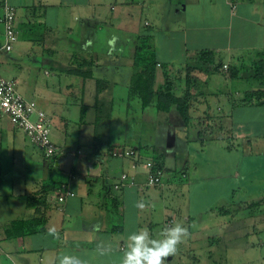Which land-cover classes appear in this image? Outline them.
Wrapping results in <instances>:
<instances>
[{
  "label": "crops",
  "instance_id": "crops-1",
  "mask_svg": "<svg viewBox=\"0 0 264 264\" xmlns=\"http://www.w3.org/2000/svg\"><path fill=\"white\" fill-rule=\"evenodd\" d=\"M149 1L154 3L152 16L151 18L146 16L144 22H148L152 33L161 40L160 49H157V59L165 64L162 70L158 69L161 71L157 72V76L159 73L165 76L168 74L163 73V70L170 68L176 70L174 75L170 74L162 83L172 81L170 84L174 96L179 95L177 93H181L185 87L188 96V121L183 122L180 114L173 118L169 116L173 104L168 111L157 110L155 106L148 105L144 107L143 113L146 109L147 113L159 122L154 125L163 124L162 132L169 130L165 126L176 120L180 121L177 124L185 136H182V142H186L187 148L198 154H204V149H223L227 150V153H232L238 150L237 147L243 148L242 151L255 149L264 151V105L239 102L246 90L259 87L258 81H251L249 77H245L246 75H243L242 79H234L224 69L213 71L208 67L205 71L189 69L187 74L188 71L184 67L189 60L187 51L192 53L200 49L213 50L221 64L229 65L233 57L250 58V51L264 50V0H143V6ZM9 2L15 6L18 39L11 50L1 48L3 24L0 21V63L16 65L18 58L26 54L29 64L19 72L15 69L11 72L2 71V76L13 79L17 90L25 97L35 100L37 105H40L38 107L49 116L52 126L54 125L51 136L61 146V153L54 158V165L58 167L65 196L60 202L55 204L46 202L37 209L27 205L31 196L39 198L42 194L41 187L47 172L45 166L50 159L45 158L40 149L38 150L31 142L41 158L23 142H16L18 134L13 129L12 159L17 169L16 174L6 183L8 188L5 186L0 166V241H6L9 247L10 242L18 240L17 237L9 238L5 234L6 226L11 221L26 220L41 214L45 217V229L31 234L32 237L34 235L36 237L31 239L28 246L24 244L19 248L12 246L15 250L11 251L16 255L17 262L139 264L140 260L132 263L128 259L131 257L128 251L119 260L93 262L97 253L95 247L97 250L99 246L102 250L105 247L114 252L116 249L126 250L132 241L126 233L129 224L136 230L142 220L150 221L151 225L154 223L151 212L154 208L150 205L154 202L152 196L156 193L155 190H162L164 183L169 180L155 185L156 187H152L154 190L148 193L144 189L149 187L145 183L146 172L137 168L138 164L143 162V157L140 155V161L133 168V159L111 155L114 148L121 149L126 146L114 143L109 135L114 118V98L111 100L110 123L108 126L106 123L103 124V130L107 131L98 139L94 138L97 116L95 80L97 78L110 80L94 74L95 68L103 65L96 42L105 39L106 34H110L109 31L113 28L119 33L121 21L124 28L129 25V21H124V16L133 5V0H9ZM164 3L165 9L173 13L177 22L167 29L165 28L167 26L162 24L165 15L159 9ZM2 4L3 0H0V18L3 15ZM102 4H106L110 10H101ZM177 18L181 20H176ZM77 29L80 36L86 32L87 41L90 42L89 48L85 46L87 43L84 46H78V43L67 45L68 37L63 33H73ZM124 31L127 32L125 29ZM139 32L140 30H137L130 39L135 40ZM108 40L113 60L104 65L107 66L108 63L118 72L121 69L120 65L125 66L127 60L131 67L130 43L124 41L123 46L116 47L111 38L108 37ZM82 48L87 51H83L86 54L83 56L86 58V64L83 57L80 61L73 60V57L82 54ZM161 50H165V57L160 55ZM60 51L64 52V58ZM195 59L196 54L191 57L192 61ZM89 64L92 74L85 78L78 71L89 67ZM80 65L84 68H80ZM40 66H43V75L41 70L39 71ZM131 72L130 70L128 73L129 80ZM129 80L126 84L128 86ZM176 80L179 83L178 87L175 84ZM110 81L117 83L115 80ZM162 83H157L155 88ZM71 102L74 106L68 108ZM213 102L218 104L216 108ZM81 105L84 106L82 116ZM126 108L129 110V105ZM235 113L241 118L234 121ZM214 114L217 115L216 119H213ZM244 121L249 124L245 125ZM69 128L73 129L70 131L72 133H69ZM21 132L25 135L22 136L29 140L22 130ZM245 140L249 141V146L244 144L247 143ZM162 155L160 154L158 159L167 171L166 157ZM182 155H185V167L195 165L193 162V158H196L195 153L189 155L188 152H184ZM205 156L206 154L203 157L207 158ZM19 166L24 167V173L18 171ZM121 173L128 175L127 181L122 183ZM171 181L170 179L169 182ZM116 183L121 185L115 188ZM142 193L143 204L140 196ZM114 213L118 214L120 225L108 226ZM149 215L151 219L148 218ZM164 225L163 223V227ZM117 238L118 241L115 240ZM115 242H118V247L115 246ZM33 253L38 256L34 257ZM107 253L110 255L112 251ZM32 256L34 260H31ZM97 256L100 257L98 253Z\"/></svg>",
  "mask_w": 264,
  "mask_h": 264
},
{
  "label": "rangeland",
  "instance_id": "rangeland-1",
  "mask_svg": "<svg viewBox=\"0 0 264 264\" xmlns=\"http://www.w3.org/2000/svg\"><path fill=\"white\" fill-rule=\"evenodd\" d=\"M165 6L166 3L160 5L159 9L165 15L163 16L165 21L162 24L167 26L165 27L167 29L177 22L175 16L172 15L173 13L168 12ZM100 7L103 11L110 10L106 4H102ZM153 7V1L146 2L143 6V0H133V5L130 6L124 16V21H129V25L124 28L121 21L119 33L113 28L109 31L110 34H106L105 39L96 42L103 65L95 68L94 74L117 82L100 98L103 107L109 106L114 98V118L109 129V135L114 143L137 148L143 157V162H140L137 168L146 172V175L148 168L143 163L157 159L160 154H163L162 156L166 157L165 164L168 170L165 171L164 169L162 181L165 182L168 179L172 181L169 182L168 180L164 183L162 190H155L156 193L152 196L154 202H151L150 205L154 208L151 210L154 223L151 225L149 224L150 221L142 220L136 230L129 224L126 233L129 234L132 241L126 250L116 249L114 252L105 247H103L104 250L100 246L98 250L95 247V251L100 257L96 253L93 262L119 260L128 251L131 254L128 259L132 263L140 260L139 264H264V201H262L264 198V151L255 148V150L242 151L243 148L237 147L238 150L227 153V150L223 149H204L205 157H207L204 158V154H198L188 149L187 143L182 142L185 136L182 135L184 133L177 124L180 121L176 120L165 126L169 130L162 132L163 124L154 125L159 122L155 121L146 109L143 113L144 108L141 107L140 100L136 95L132 97L131 94L129 95V88L126 85L129 80L127 79L128 73L131 70L129 61H125V66L120 65L121 69L118 72L114 70L112 65L108 63L107 66L104 65L113 60L110 56L111 47H109L110 42H107L109 41L108 37L114 41L116 47L123 46L124 41L130 43L132 55L135 40H131L130 37L137 30H143L146 16L151 18ZM176 20H181V18ZM172 21L173 23H171ZM77 31L78 29L73 33H63L68 37L67 45L78 43V46H84L87 43L88 45L85 46L89 48L90 42L87 41L86 32L85 35L81 34V37ZM121 40L123 41L121 42ZM160 44L161 40L158 36H154L153 45L156 49H160ZM81 51L82 54L73 57V60L79 59L80 61L86 55L83 51H87L83 48ZM90 51L88 50V52ZM59 53L64 58V52L60 51ZM160 55L165 57V50H161ZM23 56L18 58L16 65L0 63V74L2 75V71L7 70L11 72L12 69L17 72L24 70L29 64V59L26 54ZM117 60L123 61L122 59ZM208 66L211 68L210 65ZM40 68L39 71L41 70L43 75V66ZM160 68L162 70L163 67L158 66L157 72L161 71L158 70ZM222 68L226 70V68ZM173 69H167L168 74L166 76L159 73L155 87L157 83L164 82L170 74L174 75L176 70ZM219 75L221 74L219 73ZM170 82L172 83L171 80ZM175 84L178 87V80L175 81ZM185 93L184 87L183 91L175 96L181 97ZM59 99L61 100V96ZM171 104L173 105L169 110V116L173 118L179 113L175 108L176 102ZM213 104L215 108L218 105L214 102ZM128 105L129 110L126 108ZM150 105L154 107V103ZM73 106V102H71L68 108ZM212 116L213 119L217 117L215 114ZM247 116L250 117V115ZM239 118H241L239 114L233 115L234 121ZM244 122L245 125L249 124L247 121ZM13 129L18 134V140L15 141L23 142L41 158L30 141L22 136L21 129L14 127L9 118L0 111V166L6 188H8L6 183L9 178L16 174L17 169L12 159ZM72 130L69 128V133H72L70 132ZM227 133L228 131L225 134L227 135ZM245 141L247 143L244 144L249 146V141ZM184 152H188L189 155L191 153L196 154V158H193L195 165L190 164V166L185 167V155H182ZM189 159L191 160V157ZM18 169L19 172L24 173L25 171L22 166H19ZM182 173H186V176H182ZM148 186L144 188L148 193L154 190L152 187H156ZM140 196L143 204V193ZM258 199L262 201L260 204H252ZM221 209L227 210V213H220ZM168 215L173 217L169 218ZM118 218V214L114 213L112 219L110 217L108 226L120 225ZM148 218L151 219V215ZM169 219L171 220L170 226L167 225ZM163 223L166 226L163 227ZM33 237L30 234L24 238H18V240L10 242L11 246L9 247H7L6 241H0V264H21L19 261L17 262L16 255L12 253L15 250L12 246L18 248L21 244L28 246ZM115 240L118 241V238ZM118 245V242H115V246L118 247ZM107 251L109 253L112 251V254L109 255ZM28 254L31 255V253ZM32 255L38 256L35 253ZM33 256L31 260L35 259Z\"/></svg>",
  "mask_w": 264,
  "mask_h": 264
},
{
  "label": "trees",
  "instance_id": "trees-1",
  "mask_svg": "<svg viewBox=\"0 0 264 264\" xmlns=\"http://www.w3.org/2000/svg\"><path fill=\"white\" fill-rule=\"evenodd\" d=\"M5 4H9L15 8V6L9 2V0H3V11L5 8ZM14 17L16 20L15 12ZM148 22H144L143 30H140L139 33L135 36V43L132 51V65H131V75L129 80V95L137 96L140 100V105L142 108L154 103V106L157 110L168 111L172 102H176L177 110L183 120V122L188 121V96L185 93L184 96L175 97L171 90L170 82H166L162 84L160 87L155 88V81L157 78V68L158 66L165 67V64L159 62L157 59V49L153 45L154 44V34L152 33L151 26L147 24ZM146 27V28H145ZM16 32V39L12 42V48L14 43L18 39L16 26L14 28ZM5 42V32L3 28V42L1 44V48H3ZM5 49V48H3ZM6 50V49H5ZM196 54V59L194 61L191 60V57ZM250 58H235L233 57L230 64H226V71L230 75V77L234 79H242L243 75L245 77H249L251 81H258L259 87L255 89L246 90L239 102L244 104H261L264 105V50L258 51H250ZM84 63L86 64V58L84 57ZM187 63L185 64V68L188 71L189 69H197V70H206V67L209 68L208 65L211 66L213 71H218L219 69H223L224 64H221L219 60L216 58V52L209 49H200L196 50L192 53L187 51ZM237 59V60H236ZM83 65H80V68ZM84 68V67H83ZM166 71H163L165 73ZM80 75L83 77H88L92 74V70L89 64V67H85V69L78 71ZM114 82L104 79L97 78L95 80V94H96V120L94 125V138L98 139L102 133L107 130H103V124L106 123L107 126L110 123V111L112 108V101L109 106L103 107L100 98L101 95L112 88ZM174 100V101H173ZM84 113V106L81 105V116ZM50 119V118H49ZM50 130L52 132V123L50 120L49 123ZM18 128V127H17ZM20 129V128H19ZM51 134V133H50ZM52 138V136H51ZM53 140V139H52ZM54 141V140H53ZM54 143L59 147V153L54 157L56 158L61 153V146L54 141ZM124 148H132L136 152H138L137 148L134 147H124ZM115 150H118L114 148ZM122 149V148H121ZM114 150L111 151V155H113ZM138 162L140 161V154H137ZM54 158H49L50 160L47 162L46 168V177L43 179L42 183V194L37 198L35 195L31 196L27 202L29 207L37 209L41 204L50 203L55 204L57 202L62 201L60 197L64 198L65 190L62 186V180L59 178L58 167L54 165ZM129 158V157H123ZM153 162L154 168L153 170L160 168L164 172V168L162 162L157 158L151 160ZM133 163V161H132ZM146 163V162H145ZM143 163V164H145ZM133 168L135 166H132ZM182 176H186L182 174ZM155 186V185H154ZM36 198V199H35ZM264 201V198L262 199ZM261 199L255 200L252 204H260ZM220 213H227V210L221 209ZM45 217L43 215H38L33 218H29L26 220H13L11 221L5 229V234L9 238L17 237L24 238L30 234H34L36 232H41L45 229Z\"/></svg>",
  "mask_w": 264,
  "mask_h": 264
},
{
  "label": "built area",
  "instance_id": "built-area-1",
  "mask_svg": "<svg viewBox=\"0 0 264 264\" xmlns=\"http://www.w3.org/2000/svg\"><path fill=\"white\" fill-rule=\"evenodd\" d=\"M15 8L9 4H5L3 15L0 21L3 24L5 32V42L3 48L6 50L12 49V42L16 39L15 28ZM226 68V64L223 65ZM0 111L6 115L11 123L20 128L30 142L40 149L42 155L45 158H54L60 151L59 147L54 143L51 138V130L49 127L50 119L45 111L40 109L35 100L27 98L22 95L16 88L15 81L13 79H7L0 74ZM113 155L115 157L123 158L129 157L133 159L132 166L136 167L137 154L132 148H122L114 150ZM145 165L148 168L145 183L147 185H159L162 183L163 171L160 168L153 170V162L151 160L146 161ZM121 183L127 181L128 175L122 173L120 175ZM133 181L131 180L130 183ZM121 183L114 184L115 188H118ZM126 183V182H125ZM63 197H60V200ZM171 220L167 221V225L170 226Z\"/></svg>",
  "mask_w": 264,
  "mask_h": 264
},
{
  "label": "water",
  "instance_id": "water-1",
  "mask_svg": "<svg viewBox=\"0 0 264 264\" xmlns=\"http://www.w3.org/2000/svg\"><path fill=\"white\" fill-rule=\"evenodd\" d=\"M55 164H57V160H55Z\"/></svg>",
  "mask_w": 264,
  "mask_h": 264
},
{
  "label": "clouds",
  "instance_id": "clouds-1",
  "mask_svg": "<svg viewBox=\"0 0 264 264\" xmlns=\"http://www.w3.org/2000/svg\"><path fill=\"white\" fill-rule=\"evenodd\" d=\"M122 174V173H121ZM121 179V178H120Z\"/></svg>",
  "mask_w": 264,
  "mask_h": 264
}]
</instances>
